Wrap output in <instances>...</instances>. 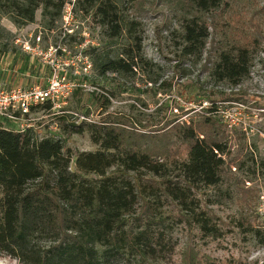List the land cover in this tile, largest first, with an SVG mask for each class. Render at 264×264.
<instances>
[{"label": "rangeland", "instance_id": "374dc122", "mask_svg": "<svg viewBox=\"0 0 264 264\" xmlns=\"http://www.w3.org/2000/svg\"><path fill=\"white\" fill-rule=\"evenodd\" d=\"M66 3L72 6L67 27L61 17L53 28H44L40 8L34 22L24 26L0 15V86H45L53 74L62 85L63 96L55 105L38 104L30 110L28 128L38 139H62L72 154L71 170L79 152L100 149L89 124L123 128L137 135L139 146H153L162 138L171 150L168 161L185 158L181 135L186 128L199 138L205 133L219 137L225 147L221 184L194 190L201 208L219 226V235L206 236L193 222L175 223L172 255L148 264H264V247L243 225L264 226V0H224L212 18H205L210 36L202 61L195 65L181 55L176 39L181 12L174 3H123L121 14L141 22L142 53L155 66L143 69L148 74L134 68L135 74L126 78L107 72L105 79L94 69L90 53L102 45L101 28L91 12L75 10V1ZM233 42L247 44L252 52L250 73L236 86L209 75L216 54ZM123 43L117 41L118 46ZM50 45L65 51L38 55ZM205 117L211 118L205 122ZM19 123L0 116L1 127L20 131ZM161 210L164 215L175 211L168 205ZM0 264L20 263L1 255Z\"/></svg>", "mask_w": 264, "mask_h": 264}, {"label": "trees", "instance_id": "16d2710c", "mask_svg": "<svg viewBox=\"0 0 264 264\" xmlns=\"http://www.w3.org/2000/svg\"><path fill=\"white\" fill-rule=\"evenodd\" d=\"M64 1L0 0V15L24 26L34 22L40 8L43 27L51 29ZM132 1L75 0V10L91 12L101 28L102 45L90 53L104 79L107 72L126 78L134 68L148 74L143 69L155 66L142 53L141 22L121 14V5ZM169 1L181 12L176 38L181 55L198 64L210 36L205 18H212L224 0ZM120 40L125 43L118 46ZM251 63L247 44L233 42L216 54L209 75L236 86L249 75ZM89 126L100 149L79 152L74 170L62 139H38L31 127L0 126V256L20 264H148L172 255L175 223L193 222L204 235H219V226L194 193L200 186L221 184L225 147L219 137L205 133L199 138L186 128L181 135L185 158L168 161L171 150L162 138L155 149L135 144L136 134L123 128ZM162 205L175 211L164 215ZM243 225L264 247V226Z\"/></svg>", "mask_w": 264, "mask_h": 264}, {"label": "built area", "instance_id": "2783aa9c", "mask_svg": "<svg viewBox=\"0 0 264 264\" xmlns=\"http://www.w3.org/2000/svg\"><path fill=\"white\" fill-rule=\"evenodd\" d=\"M75 0H72L74 2ZM74 5V3H73ZM72 6L66 3L62 7V19L61 22L65 27L69 26L71 18ZM40 37H37V40ZM62 53L65 51L61 45L48 46L46 51L39 50L38 55L44 54L43 56H50L54 52ZM44 57V58H46ZM90 67V64H87ZM85 67V66H84ZM56 78V79H55ZM65 78H63L64 80ZM62 85L57 74H53L51 81L45 85L40 86L38 84L32 86H21L14 85L11 87L0 86V116H5L12 119L13 122H20L19 130L22 131L28 128L26 123V116L30 112L33 106L38 104L50 103L52 106L57 103V100L63 96V92L60 91Z\"/></svg>", "mask_w": 264, "mask_h": 264}, {"label": "crops", "instance_id": "0c3cea01", "mask_svg": "<svg viewBox=\"0 0 264 264\" xmlns=\"http://www.w3.org/2000/svg\"><path fill=\"white\" fill-rule=\"evenodd\" d=\"M3 59V58H2ZM2 59H0V60H2ZM3 61V60H2ZM3 63V62H2ZM2 63H0L1 65H2Z\"/></svg>", "mask_w": 264, "mask_h": 264}]
</instances>
